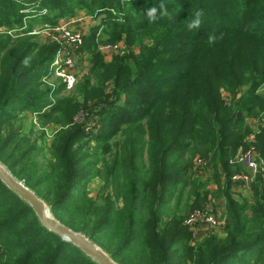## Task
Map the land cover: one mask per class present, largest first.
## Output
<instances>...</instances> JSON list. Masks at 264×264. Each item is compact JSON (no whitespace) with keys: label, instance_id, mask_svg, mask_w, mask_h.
Instances as JSON below:
<instances>
[{"label":"trees","instance_id":"obj_1","mask_svg":"<svg viewBox=\"0 0 264 264\" xmlns=\"http://www.w3.org/2000/svg\"><path fill=\"white\" fill-rule=\"evenodd\" d=\"M160 3L168 15L150 23L146 11ZM77 10L100 21L83 38L87 74L71 96L59 98L63 83L55 89L41 84L59 46L38 43L32 32ZM196 10L203 12L202 24L189 31ZM0 30V164L53 218L86 235L116 264H264V179L257 174L250 184L252 205L240 194L234 198L230 179L245 172L232 162L253 133L244 121L264 112L258 91L264 0H0ZM210 33H223V40L210 45ZM100 37L137 45L139 52L107 63ZM24 113L60 128L47 166L15 126ZM98 124L97 133L86 135L85 127ZM259 129L255 152L264 161V122ZM196 156L213 169L212 194L225 198L228 226L223 238L209 236L191 247L184 214L200 207L206 194L201 198L199 191L207 185L192 180ZM95 177L107 191L97 199L86 191ZM186 186L197 203L164 221L173 193ZM0 264L97 263L43 227L0 181Z\"/></svg>","mask_w":264,"mask_h":264},{"label":"rangeland","instance_id":"obj_2","mask_svg":"<svg viewBox=\"0 0 264 264\" xmlns=\"http://www.w3.org/2000/svg\"><path fill=\"white\" fill-rule=\"evenodd\" d=\"M99 21H100V17L91 16L90 14L87 13V11H84V10H80V11L77 10V11H75V14L72 18H66V17L61 18L58 21L56 26L63 24V23H70L69 26L75 32H77V33L79 32L82 35V44H83V38L85 37V35L88 33V31L92 27L95 26V24L99 23ZM26 25H27V23H26ZM56 26L52 27V26L41 25V24L35 25L32 34L36 35V41L38 43H40V44H43V43L51 44L52 41H50V38H52V35L55 34L52 32V30H53L52 28H56ZM0 31L4 32V30H0ZM104 40H105V38H103V37L99 38V41H101L100 42L101 44L98 45V50L102 55L103 61H105L107 63L111 62V59L113 58V56H124L130 52H132L134 54H137L139 52V47L137 45L128 46L123 41L116 42L115 44L114 43L113 44L103 43ZM76 57L78 59L77 60L78 61L77 83L71 90H67L65 87V84H63V91H62V94L59 96V98H62L65 96L69 97V95L71 96L73 94V91L76 88V86L79 84V82H81L84 79L83 77L88 72V68H89V61H88L89 55H88V53H86L85 51L82 50V48H80V52H79V54L76 55ZM62 83H63L62 79H59L58 77H56V75L54 74L53 68L51 67V64H50L49 68H48L47 75L41 78V84L44 87L50 86L51 88L55 89V88L61 86ZM244 89H245L244 87L241 88V91H244ZM258 91L262 95H264V85ZM219 92H220L222 98L226 101V103L230 104V102H228V101L231 99V95L222 88L219 90ZM78 100H79V102L82 101L81 98H79ZM259 115L260 116L258 118H256V117H254L252 119L247 118L244 121L245 125L250 126L252 131L254 130L255 127H258L261 124L260 122L264 119V112H261ZM19 120L20 121L15 123V126H17L19 124L20 125L19 131L22 133V135L30 137L31 141L35 143V146L38 149V153H39L37 156V159H36L37 162L42 163V165H44V166H47V164L50 161V153H49L50 152V143H51L55 133L58 132V129H60L59 126L54 125V124H46V126L41 125V123L37 120L35 115H32V113L22 114L19 117ZM98 129H99V124L95 127L92 125L91 129H90V127H85L84 131L87 133L86 135H89L92 133H97ZM85 140H87V139H85ZM254 143H255L254 140H253V143L247 142L246 144H248V147L246 149L244 148V150H242V152H246L251 147L255 148ZM94 146H95L94 142H91V143L89 142V147L91 149H94L93 148ZM99 157H100V152L98 150L97 158L99 159ZM97 169H102L101 160L97 163ZM244 170H246V169L244 168ZM100 175L101 176L103 175V170H102ZM212 175H213V169L210 166L206 170L199 171V172L196 171L195 175L193 172L192 180L193 179L196 180V185L199 182L205 183V184L207 183V185L204 186V188H201L199 191L201 198H203L202 195L204 194V192L206 194L205 198L201 199L202 204L200 205V207H202L204 205V203H206V201L208 200V196L213 195V194H211V192L214 189L215 185L213 184L212 181L209 180L212 177ZM222 179H223V177H222ZM223 181H224V179H223ZM104 188H105V182H103L102 178L98 179L95 177V178H91L87 181L86 191L88 192V196L93 198V199H97L98 198L97 196H100L102 192L105 195L107 191L104 190ZM238 189H240V191L242 193V197L243 196L247 197L250 200V203L252 205L253 200H252L250 190L248 191L247 188H243V187H241V188L239 187ZM189 190H190V186H186V188L184 190H182L180 188L179 190H176L173 193L172 199L169 201V204L166 207V211H164L162 214L164 221H166V220L169 221L171 218V214L174 213L175 211H177V213H176L177 215L183 216L182 213L184 212V209L193 205L194 203H197L196 198H194L193 196H189ZM231 193L233 194V196H235L234 198L236 200H238V201L241 200V196H236L233 192H231ZM214 197L219 199V201L223 200V202L222 203L220 202V203L223 204L222 207H223V209H225V212H226L225 198L222 195L221 196H214ZM117 205L122 206V204L120 202H118ZM200 207L190 209L186 214H184L185 218L187 217L188 213H190L191 211L198 209ZM47 209L49 210L48 207H47ZM49 214L51 215L50 211H49ZM226 214H227V212H226ZM51 217H53V216L51 215ZM227 217H228V214H227ZM227 226H228V221L223 226L222 230L220 229L221 231L218 230V232L220 231L219 233H213L209 236H217L219 238H223L226 234L225 230L227 229ZM202 240H199L197 243H195L194 246L190 245V242H189V245L191 247H197V245ZM95 246L100 251L104 252L97 245H95ZM104 253L108 256V254L106 252H104Z\"/></svg>","mask_w":264,"mask_h":264},{"label":"built area","instance_id":"obj_3","mask_svg":"<svg viewBox=\"0 0 264 264\" xmlns=\"http://www.w3.org/2000/svg\"><path fill=\"white\" fill-rule=\"evenodd\" d=\"M69 25L70 23H63L56 26V28H52V32L55 34L50 38L52 43L59 46L51 61V67L56 77L62 79L67 90H71L77 83L78 59L76 55L79 54L80 48L83 46L82 35L79 32H75ZM263 122L264 119L260 123L262 124ZM261 124L255 127L253 133L246 138L247 142L253 143L255 132H259ZM255 151L254 147H251L246 152H242V148L238 150L232 162L242 165L246 170L230 177L231 190L243 187L249 191L250 184L257 174H260L261 178L264 179V161ZM207 168H209V165L205 159H201L199 156L194 158L192 168L194 175L196 171H203ZM216 190L217 188L214 186L211 194ZM222 206L223 204L220 203L219 199L212 195L208 196V200L202 207L187 214L183 221V226L192 232L190 245L194 246L199 240H204L209 235L219 233L222 230L228 221L227 214ZM218 230L220 231L218 232Z\"/></svg>","mask_w":264,"mask_h":264},{"label":"water","instance_id":"obj_4","mask_svg":"<svg viewBox=\"0 0 264 264\" xmlns=\"http://www.w3.org/2000/svg\"><path fill=\"white\" fill-rule=\"evenodd\" d=\"M0 181L7 188L14 192L21 200L26 202L33 209L41 225L47 230L60 236L64 241L71 242L79 248L82 253L91 257L97 264H115L104 252L100 251L85 235L72 231L70 228L60 224L55 218L51 217L49 210L43 201L38 199L33 191L29 190L22 182L16 180L0 164Z\"/></svg>","mask_w":264,"mask_h":264},{"label":"clouds","instance_id":"obj_5","mask_svg":"<svg viewBox=\"0 0 264 264\" xmlns=\"http://www.w3.org/2000/svg\"><path fill=\"white\" fill-rule=\"evenodd\" d=\"M146 15L148 17L149 22L154 23L159 17L168 15L167 7L164 3H160L158 7L152 6L147 9ZM202 16H203V12L201 10H196L193 13L192 19L187 24V28L189 31H192L194 29H199L201 27ZM220 40H223V33H220L219 36H217L215 33H210L208 36V43L210 45H213ZM25 63H27V61H25Z\"/></svg>","mask_w":264,"mask_h":264},{"label":"crops","instance_id":"obj_6","mask_svg":"<svg viewBox=\"0 0 264 264\" xmlns=\"http://www.w3.org/2000/svg\"><path fill=\"white\" fill-rule=\"evenodd\" d=\"M232 192H233L236 196H239V194L242 196V193H241L240 189H238V188H234V189H232ZM220 202L222 203L223 200H221Z\"/></svg>","mask_w":264,"mask_h":264}]
</instances>
